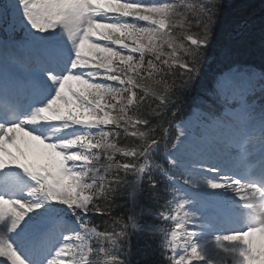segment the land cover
Instances as JSON below:
<instances>
[{"label":"rangeland","instance_id":"374dc122","mask_svg":"<svg viewBox=\"0 0 264 264\" xmlns=\"http://www.w3.org/2000/svg\"><path fill=\"white\" fill-rule=\"evenodd\" d=\"M191 4L195 6H202V4H199L197 0H192V2H188V6H191ZM14 8L17 10L14 13V19L20 23H22L21 30L25 35L31 39L36 38H48L49 41L54 42L63 34V29L68 32V30L64 27V22L67 21L66 18L62 17V13L58 10H56V5L52 3H47L44 8H42L45 4L42 0H31L26 2V0H20L19 2H16L13 4ZM152 6H156V4H151ZM135 11H140V13H137V16H142L141 12H145L150 15H157L155 12L156 8H147V9H141L136 8L135 6H132ZM27 11V16L31 17L32 21L28 23V26H23L24 19L23 16L24 12ZM162 24V22L160 23ZM158 24L155 26V28H159L161 25ZM18 28L20 25L17 26ZM25 27V28H23ZM105 29L100 31L99 36L103 37L105 35ZM41 35V36H39ZM68 35V34H67ZM156 36L158 38H161L163 41L166 39V35L162 32H157ZM73 46H75L74 42H71ZM166 45L171 50H175L178 48L176 44H174V41H166ZM91 44L86 43L85 46H90ZM99 46V52H101L102 56L104 57L105 64H108V67L111 69L112 64L115 60L123 59V62H128L129 54L132 52H135L138 50V48L135 49L134 46H128L127 48H121L116 47L113 48L111 46H105L103 43L97 45ZM92 50H88L87 52H91ZM139 53V52H138ZM89 54L88 62H93V54ZM85 55V54H84ZM176 55V53H174ZM158 58L157 56H155ZM233 74L232 72L225 73L223 76H221L220 83L218 84V88L223 93L229 94V97L234 96L232 93L237 91V87L241 84L243 87L247 85V93L248 95L255 94L257 92H261V86L262 84V76L260 73L258 75L259 78L254 79L253 75H247L244 72L240 71V74H237L234 79H230V76ZM260 79V80H259ZM260 81V84H259ZM83 84L80 85L82 87ZM98 86V89L100 90V93H93L96 100L98 101L96 104L92 105H86L85 109L83 110L84 114L86 115V120H92L94 123L96 121H100L103 124H106V127H114L119 121H121L123 118L125 119L127 116V112L129 107L131 108L134 103V98L132 97V91H129V89L125 86L122 87L121 84H117L115 88H108ZM92 89V88H91ZM126 93V96H125ZM222 93V95H223ZM260 96V95H257ZM224 97V96H223ZM111 99V102H108L106 105V100ZM225 99V98H224ZM226 101V99H225ZM101 103V106H103L102 114H100L98 117L94 115L96 112H93V107H97L98 104ZM250 105L253 104V102H249ZM106 105V107H105ZM239 105L243 107L242 109L245 111H248L249 108H246L245 102L239 101ZM241 110L240 107L236 108V112H239ZM130 112V110H129ZM247 121H250L252 117L249 116L247 113L241 112ZM241 114L236 115L235 117L231 116L229 113V109H219L218 117L211 118L209 116H206L204 114H200L198 117L192 118L190 121L188 127L190 129L188 134V140L185 142V145L187 147L191 148V145L194 144H203L209 142L212 138H217L215 136L218 135V137H229L232 139V136L230 132L234 127H237V123H240L242 121L241 117H244ZM262 119H264V111L259 112L256 111L255 115L253 116V119L251 120L253 125H260ZM230 125V126H229ZM101 137H102V147L108 151V154H105L102 159V165L108 164L111 159V152H112V144H111V133L108 130L101 129ZM196 132V133H193ZM198 133V134H197ZM254 143V145H260L264 142V134L263 130L261 131V134L254 139H251ZM100 142V137L97 140ZM233 141V140H232ZM73 149V146H70ZM42 148L41 146L35 147L32 152H26L29 160L31 161V164L33 166V171L35 176L37 177V182L43 183L42 186H45L47 190H49L50 196L56 200L57 202H61L64 206H73L78 208H85L87 204V192L90 189L91 186L95 185L98 181L101 179V171L97 170L95 165L90 168V166L84 161V158H87V152L86 149H83L82 147H79L77 149L73 150L72 158L74 160L73 167L70 166V164L67 163V158L62 156V160L58 156L56 152L47 153V156L45 158L40 157V152L36 155L37 149ZM199 149V148H198ZM171 155H166L167 159L172 163V166L175 167L178 171L179 168H183L184 165H186L185 162L182 161L184 158L179 152H176V154H180V156H175L174 151L170 152ZM83 156H82V155ZM36 159L34 160V158ZM175 159V160H174ZM96 162V161H95ZM79 166L81 167H78ZM87 164V165H86ZM190 165V164H188ZM193 166V163H191ZM190 165V166H191ZM198 167V166H194ZM99 171V172H98ZM140 174V171L137 172V175ZM182 178L184 181V184L187 186H192L191 184H197L196 182H191L190 178L185 179L182 174ZM191 183V184H190ZM41 186V187H42ZM262 186V185H261ZM261 186H255V190L258 195H261V191H264V188ZM41 187H39L37 184L35 185V194L37 197H41V193L39 190H41ZM261 191H260V190ZM180 195L183 200L178 199L176 202V207L180 210V208H188L189 207L193 212L199 213L200 210H204L205 206L204 203H201L199 199L194 197V199L191 200V202H188L187 196L192 197L193 194H190L189 190L186 187H180L179 188ZM137 193L134 192L133 194V202L137 203L138 197L136 196ZM252 195V194H251ZM251 197V196H250ZM252 198V197H251ZM184 209V208H183ZM186 211L182 212V217L185 215ZM184 221L182 220V224ZM249 236V235H248ZM247 235L243 236L244 238L241 239H235L233 237L225 236L223 237L224 240H222L221 246L228 245L227 243H230L234 241L235 243L240 241H254V247H250L252 251L257 253L258 250V241L256 238V235H251L248 238ZM228 237V238H227ZM216 246L213 248H202L203 251L201 252H195L193 250V254L189 257H186L183 255L182 257L179 256V260L183 261H189L190 259H193L194 264H210L212 261L219 260H211V258L216 257L217 253H220L219 257L220 259H223L222 256L224 252H218ZM229 247H232L229 245ZM239 246L236 245L234 248L237 249ZM174 251L175 246L172 247ZM224 250V249H223ZM243 251V250H242ZM234 251H230L229 255H234ZM245 252V251H243ZM247 253L245 252V255ZM208 255V257H206ZM246 259H249V257H246Z\"/></svg>","mask_w":264,"mask_h":264},{"label":"trees","instance_id":"16d2710c","mask_svg":"<svg viewBox=\"0 0 264 264\" xmlns=\"http://www.w3.org/2000/svg\"><path fill=\"white\" fill-rule=\"evenodd\" d=\"M214 3L211 7L210 12L208 11L202 18L205 23L194 29L196 36L206 38V40L213 44H226V36L231 32L232 27L238 22L237 16H242L244 20H250L253 23L252 26L247 29L241 30L233 41L227 43L229 49V55L235 57H242L247 51H251L249 54L252 55L254 52L255 56H259L261 59L258 60V64L264 67V37L259 34L255 36L253 33L246 35L249 29L254 26L257 21L251 14L255 10L264 8V0H221ZM207 14L210 15L208 19ZM202 19V20H203ZM241 19V20H242ZM202 20H198L195 24H200ZM231 27V28H230ZM264 32V31H262ZM259 40L261 43H259ZM254 51V52H253ZM252 59H257L254 56H250ZM188 78L179 69L172 71L165 69L164 74H158L147 79L143 82L142 88L144 90V101H142L138 107L137 117L140 120L141 132L140 135L146 137L161 138L165 126L168 123V118L171 116V105L175 101H181L184 96L186 99L189 98V92L187 90ZM121 137V138H120ZM136 137H123L119 136V143L126 146L132 147L134 150V143L137 141ZM136 152V151H134ZM121 175L116 172H111L107 177L106 187L103 188L98 198L94 199L93 202L100 203V213L103 216L104 223H101L102 227L116 229L120 227V223L127 217V183L119 182ZM157 180V179H156ZM118 182V183H117ZM159 180L157 181H144L142 186L144 187L142 192L143 201H145L151 208L158 204L160 196ZM144 224V225H143ZM154 228V222L152 219L142 221L141 229L134 233L130 237L133 251L140 253L146 264H158L156 261L157 255L155 251V239L157 233L152 232ZM121 233H127L126 227H120Z\"/></svg>","mask_w":264,"mask_h":264},{"label":"bare ground","instance_id":"6f19581e","mask_svg":"<svg viewBox=\"0 0 264 264\" xmlns=\"http://www.w3.org/2000/svg\"><path fill=\"white\" fill-rule=\"evenodd\" d=\"M64 1L66 3V7L68 9V10H66L67 13L71 12V11H69L70 6L72 8H74L75 10L78 8L77 0H64ZM254 13H261V12L255 10L251 14H254ZM261 14H263V13H261ZM241 19H242L241 15L237 16V20L234 21V23L241 21ZM255 27H252L251 29H249L248 32H246V35L252 34L253 31L255 30ZM63 34L65 35V32H63ZM261 36L264 37V32L261 33ZM253 55H255V54L253 53L252 56ZM31 59L32 58H30V57L24 58L22 56L18 57V55H17V57H15L14 60H17V61L25 63V62H27V61H29ZM37 70H39L38 73H42L43 72L42 69H37ZM27 81L28 80H20V79H18V84H17V87L15 89V94L16 95H13V93H9V94H12V96L14 98H16L18 101H20V100L23 101L24 100L23 94L27 93L28 91L36 90L33 86H30V81H28V82ZM21 88H25V91H20ZM37 88H40V87L38 86ZM37 93L38 92H36V94ZM17 109H18L17 105H15V107H12V110L14 112L12 113L11 117H6V119L8 121H10V123H12V125L11 126H3V127H1L0 128V135H4L5 136L7 134L11 135L13 133L16 134V135H21L23 133H27L26 135H28V134H30L33 131L34 126L38 123V115L39 114L34 112V111H30V110L24 111L23 110L21 112V114L26 118V123L25 124L18 123L17 120H16L17 114L15 112ZM218 158H220V155L217 154L216 155V159H218ZM218 185L220 186V188H219V192H220L219 196H228L232 192L231 186L227 185L225 182H222V183H220ZM246 209L251 210L250 208H246ZM212 214H213V212H212ZM5 228H6V224L3 221V222L0 223V264H9V262L12 261L13 258H14L13 253L9 249H7L8 246L5 247L2 244V238L1 237L4 236L3 235V231H4Z\"/></svg>","mask_w":264,"mask_h":264}]
</instances>
